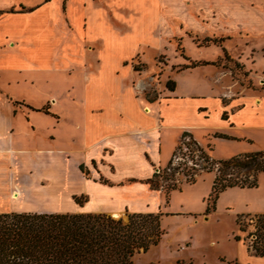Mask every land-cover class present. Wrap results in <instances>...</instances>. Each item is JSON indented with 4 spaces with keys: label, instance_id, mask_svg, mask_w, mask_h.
<instances>
[{
    "label": "crops",
    "instance_id": "obj_1",
    "mask_svg": "<svg viewBox=\"0 0 264 264\" xmlns=\"http://www.w3.org/2000/svg\"><path fill=\"white\" fill-rule=\"evenodd\" d=\"M224 3L242 31L247 22L264 28V0H0V213H160L161 191L150 182L163 149L171 153L184 133L204 147L264 132V96H229L208 62L185 67H205L208 84L175 81L169 91L165 83L151 101L132 87L130 60L152 41L208 29ZM119 68L128 72L121 89L112 84ZM62 74L78 78L82 115L73 125L52 111L70 98V89L63 100L48 92ZM74 132L79 147L69 142ZM82 195V206L72 201ZM255 257L235 262L264 264Z\"/></svg>",
    "mask_w": 264,
    "mask_h": 264
},
{
    "label": "rangeland",
    "instance_id": "obj_2",
    "mask_svg": "<svg viewBox=\"0 0 264 264\" xmlns=\"http://www.w3.org/2000/svg\"><path fill=\"white\" fill-rule=\"evenodd\" d=\"M226 5L222 4L213 19L214 23L208 29L197 28L198 33L186 32L181 38L175 35L168 42L163 40L162 44L152 41L150 49L141 50L139 56L130 60V67L137 70L132 84L134 91L137 94H147V98H159L158 94L165 90L168 80L180 85L189 81L208 84L204 72L199 70L205 67H197L193 71L185 68L195 63L208 62L212 66L210 71L214 78H223L225 81L229 96H264V28L257 29L247 22L245 28L248 31H242L241 22L233 23L231 18L228 19V14L222 12ZM185 15L183 13V17ZM220 38L224 40L217 45L206 41ZM118 71L117 83L112 84L121 89V83L128 78V72L124 74L120 68ZM62 76L51 77V81L47 83L48 92L63 100L70 89V98L58 103L52 111L63 124L73 125L82 115L76 102H73L81 95L77 91L74 93L72 89L78 78ZM18 95L31 101L29 93ZM32 102L40 105L38 100ZM248 134L252 136V142L224 141L222 138L221 141L205 142L204 147L198 145L215 162L264 151V132ZM77 135L74 132L68 139L71 144L79 147L81 143ZM177 146L179 143L171 153L166 149L162 150L160 169L164 170L169 166ZM202 167L199 163L194 180H186L183 175L174 174L172 182L154 180V189L161 191L159 224L162 235L157 245L151 246L145 253L135 254L131 259L133 264H232L237 259L248 261L256 258L248 248L255 240V218L251 212L264 213V172L256 174V187H230L222 191L214 210L207 211V198L216 172L213 168L202 170ZM80 175L82 178L92 179L85 167ZM176 180L179 181L178 184L175 183ZM172 186L175 188L171 189ZM77 200L81 204L78 205L82 206L87 196L82 195ZM72 201L75 202L74 199ZM249 219L251 224H246ZM239 221L242 223L239 224ZM256 262L257 260L254 264Z\"/></svg>",
    "mask_w": 264,
    "mask_h": 264
},
{
    "label": "trees",
    "instance_id": "obj_3",
    "mask_svg": "<svg viewBox=\"0 0 264 264\" xmlns=\"http://www.w3.org/2000/svg\"><path fill=\"white\" fill-rule=\"evenodd\" d=\"M212 42L216 44L219 40ZM166 88L172 91L174 83L168 80ZM146 99L152 100L147 94ZM40 111L49 114L47 108ZM217 163L219 168L207 198V211L214 210L219 194L227 188L256 187V174L264 172V151ZM82 168L80 165L81 172ZM171 177L165 175L163 179ZM156 178L153 173L151 187ZM75 202L79 200L75 198ZM160 216V213H133L123 220L93 213H0V264H133L135 254L145 253L158 244L162 235ZM253 217L255 240L248 248L255 256L263 257L264 213ZM250 222L251 219L246 224Z\"/></svg>",
    "mask_w": 264,
    "mask_h": 264
},
{
    "label": "built area",
    "instance_id": "obj_4",
    "mask_svg": "<svg viewBox=\"0 0 264 264\" xmlns=\"http://www.w3.org/2000/svg\"><path fill=\"white\" fill-rule=\"evenodd\" d=\"M178 143L179 146L176 147L169 166L164 170L158 168L154 172L157 180L172 182V177L164 180L163 176L165 175H183L186 180H194L197 177L199 163L203 166L202 170L208 171L213 168L217 172L219 164L207 156L189 134L181 136ZM175 183L178 184L179 181L176 180Z\"/></svg>",
    "mask_w": 264,
    "mask_h": 264
},
{
    "label": "bare ground",
    "instance_id": "obj_5",
    "mask_svg": "<svg viewBox=\"0 0 264 264\" xmlns=\"http://www.w3.org/2000/svg\"><path fill=\"white\" fill-rule=\"evenodd\" d=\"M12 198L13 199H17L18 198V194L17 193H14L13 195H12ZM113 217L114 218H118V215L116 214V215H113Z\"/></svg>",
    "mask_w": 264,
    "mask_h": 264
}]
</instances>
